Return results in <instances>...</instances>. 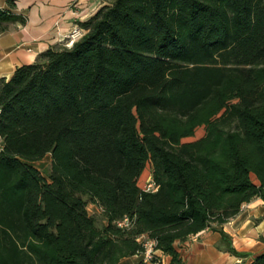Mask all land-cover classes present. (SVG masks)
<instances>
[{
	"label": "trees",
	"instance_id": "trees-1",
	"mask_svg": "<svg viewBox=\"0 0 264 264\" xmlns=\"http://www.w3.org/2000/svg\"><path fill=\"white\" fill-rule=\"evenodd\" d=\"M79 25L0 77V264H120L148 239L184 264L203 230L246 257L223 225L264 200V0H108Z\"/></svg>",
	"mask_w": 264,
	"mask_h": 264
},
{
	"label": "crops",
	"instance_id": "crops-1",
	"mask_svg": "<svg viewBox=\"0 0 264 264\" xmlns=\"http://www.w3.org/2000/svg\"><path fill=\"white\" fill-rule=\"evenodd\" d=\"M0 0V7L24 18V22L10 23L0 33V77L8 79L17 66L32 63L37 55L59 43L72 25L85 21L97 8L108 0ZM237 251L246 252V257L230 254L218 248L220 234L203 230L189 238H202L195 243L190 254L181 256L184 264H236L249 262L264 251V200L253 197L242 204L239 213L223 225ZM210 236V238H209ZM157 254H162L157 251ZM166 263L169 257L163 255ZM142 254L124 258L126 264H135Z\"/></svg>",
	"mask_w": 264,
	"mask_h": 264
},
{
	"label": "built area",
	"instance_id": "built-area-1",
	"mask_svg": "<svg viewBox=\"0 0 264 264\" xmlns=\"http://www.w3.org/2000/svg\"><path fill=\"white\" fill-rule=\"evenodd\" d=\"M84 29L77 23L73 24L71 29L63 36V41H65L66 45H70L75 39L80 37L83 33ZM61 40V41H62ZM158 185L154 182L152 175L149 173L143 183L142 189L144 191H155L157 189ZM130 219L128 216H123L120 219H117L115 223L120 227H126L130 224ZM145 250L142 253L143 260L151 263V264H164L162 260V255L157 254L156 249L153 248V241L152 240H146L144 242ZM158 256L160 259L153 261V258Z\"/></svg>",
	"mask_w": 264,
	"mask_h": 264
},
{
	"label": "rangeland",
	"instance_id": "rangeland-1",
	"mask_svg": "<svg viewBox=\"0 0 264 264\" xmlns=\"http://www.w3.org/2000/svg\"><path fill=\"white\" fill-rule=\"evenodd\" d=\"M204 130L203 127H199L196 129V131L194 132L193 136L187 137L184 140H192L195 139L199 136H201L203 134ZM49 160H50V156L47 154L43 159L39 160V161H35L32 164L39 169L40 171L43 172V174H46L48 168H49ZM149 174L148 170H145V173L143 174L142 178H141V186H143L144 180L146 178V176ZM253 180L255 179L254 176L252 175ZM87 211L89 214L93 215L96 219L98 224L102 223V219H101V209L99 206H97L94 203L89 202L87 204ZM204 236L202 238H188L185 242L182 243H177V249L179 250L180 253H182L183 256L187 257L190 252H191V248L192 246L197 243L200 242L201 239H203ZM210 238V236H209ZM142 239V238H141ZM162 255V254H161ZM163 260L164 264H167L165 261V258L163 259V256L161 257ZM127 262L123 259L121 261L120 264H126Z\"/></svg>",
	"mask_w": 264,
	"mask_h": 264
}]
</instances>
